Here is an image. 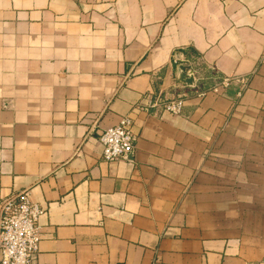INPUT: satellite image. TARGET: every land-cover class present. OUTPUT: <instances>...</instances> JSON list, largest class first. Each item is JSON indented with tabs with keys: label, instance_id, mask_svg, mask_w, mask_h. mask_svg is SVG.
<instances>
[{
	"label": "crops",
	"instance_id": "obj_1",
	"mask_svg": "<svg viewBox=\"0 0 264 264\" xmlns=\"http://www.w3.org/2000/svg\"><path fill=\"white\" fill-rule=\"evenodd\" d=\"M188 61L248 85L132 112ZM129 113L106 160L96 130ZM21 190L31 264H264V0H0V210Z\"/></svg>",
	"mask_w": 264,
	"mask_h": 264
},
{
	"label": "built area",
	"instance_id": "obj_2",
	"mask_svg": "<svg viewBox=\"0 0 264 264\" xmlns=\"http://www.w3.org/2000/svg\"><path fill=\"white\" fill-rule=\"evenodd\" d=\"M194 66H191V65ZM186 72L193 73V82L177 83L169 92H159L142 99L133 113L165 112L180 114L189 96H205L209 91L220 92L232 82H239L242 88L248 85V76H222L216 68L212 74H204L202 67L195 68V62H186ZM97 140L102 146L103 157L114 161L128 157L134 152L138 134L134 131L131 113L121 118L118 124L97 129ZM44 208L30 199L28 190L12 192L3 199L0 210V264H31L37 256L42 239L40 217Z\"/></svg>",
	"mask_w": 264,
	"mask_h": 264
},
{
	"label": "water",
	"instance_id": "obj_3",
	"mask_svg": "<svg viewBox=\"0 0 264 264\" xmlns=\"http://www.w3.org/2000/svg\"><path fill=\"white\" fill-rule=\"evenodd\" d=\"M183 77L182 80L187 83H192L193 82V73L192 72H185V67H183Z\"/></svg>",
	"mask_w": 264,
	"mask_h": 264
}]
</instances>
